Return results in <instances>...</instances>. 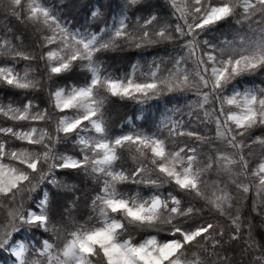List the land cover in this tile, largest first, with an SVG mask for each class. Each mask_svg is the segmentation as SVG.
<instances>
[{"label": "trees", "instance_id": "1", "mask_svg": "<svg viewBox=\"0 0 264 264\" xmlns=\"http://www.w3.org/2000/svg\"><path fill=\"white\" fill-rule=\"evenodd\" d=\"M240 59L252 65L205 83ZM112 81L155 88L120 95ZM80 89L91 116L57 108V91ZM244 98L264 101V0H0V165L20 176L0 190V264H74L71 243L111 223L117 243H180L182 264H264V115L228 120ZM64 116L83 118L64 131ZM156 199L141 217L110 205ZM102 251L87 264H110Z\"/></svg>", "mask_w": 264, "mask_h": 264}, {"label": "rangeland", "instance_id": "2", "mask_svg": "<svg viewBox=\"0 0 264 264\" xmlns=\"http://www.w3.org/2000/svg\"><path fill=\"white\" fill-rule=\"evenodd\" d=\"M191 1L199 3L202 0ZM181 2L184 3V0H181ZM228 11L229 8L227 6L212 7L199 25L211 23L225 16ZM251 63L252 62L248 59H240L227 62L223 67H212L210 70H206L204 67L207 74H204L203 79L206 81L205 83L209 85H220L222 82L226 81L230 75L237 73L246 66L248 67V65L251 66ZM154 88L155 84L153 83L138 84L132 82L123 83L120 81L110 82V89L113 93L127 96H144ZM88 95L89 93L86 89H80L71 96H66L62 90H59L55 93V104L59 109L75 108L78 112L84 113V117H89L92 115V105L88 101ZM229 103H235L239 108L238 112L230 113L228 115V120L237 126L242 127L249 124L251 121H255L260 110L262 111L260 115H264V110L260 109V107L264 105V101H260L258 104L253 98H244L237 100L232 99ZM82 118L83 117L78 116L71 119L64 116L61 120V127L64 131H70L81 122ZM218 123L222 125V121L220 119H218ZM95 126L98 128L97 125ZM152 143L154 144L153 148L155 153L161 155L163 152L161 142L154 140ZM66 164L72 166L74 165V162L69 161ZM260 169L264 173V164L261 165ZM165 171L172 175L174 180L181 186H188L194 182L193 177L188 173V171H185L183 175H179L173 169L165 168ZM19 181L20 176L0 165L1 191L10 190L16 186ZM110 205L115 210H124L132 216L141 217L146 213L154 214L160 203L159 200L156 199L149 207L136 209L130 208L124 201H110ZM29 219L31 221H36L39 218L34 214H31ZM118 227L119 223H111L103 229L97 230L84 238L73 241L66 251V256L73 259L74 264H87L86 255L92 253L95 246H100L110 264H182L181 255L179 254V250L181 248L180 243L171 241L164 245H157L153 239L140 246H133L128 242L117 243L114 240V232ZM192 237L193 236H188L186 240H190ZM13 253L15 257L21 261L23 254L22 245L16 244L13 247Z\"/></svg>", "mask_w": 264, "mask_h": 264}, {"label": "water", "instance_id": "3", "mask_svg": "<svg viewBox=\"0 0 264 264\" xmlns=\"http://www.w3.org/2000/svg\"><path fill=\"white\" fill-rule=\"evenodd\" d=\"M174 264H179V263H174Z\"/></svg>", "mask_w": 264, "mask_h": 264}]
</instances>
